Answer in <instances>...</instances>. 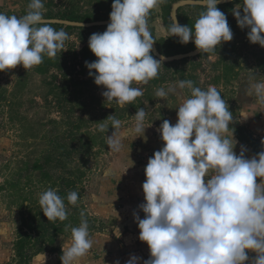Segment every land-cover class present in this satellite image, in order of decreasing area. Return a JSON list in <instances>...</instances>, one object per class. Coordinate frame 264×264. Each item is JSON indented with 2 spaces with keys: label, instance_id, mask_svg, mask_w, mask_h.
<instances>
[{
  "label": "clouds",
  "instance_id": "9594fccd",
  "mask_svg": "<svg viewBox=\"0 0 264 264\" xmlns=\"http://www.w3.org/2000/svg\"><path fill=\"white\" fill-rule=\"evenodd\" d=\"M165 2L114 0L106 30L90 36L88 47L96 59L86 67L95 85L105 89V103L123 108L143 95L134 84H148L157 77L164 57L158 60L152 55L156 41L147 19ZM191 2L204 11L192 27L181 25L173 13L168 38L183 45L191 40L204 53L233 39L227 17L217 7L222 0ZM44 11L43 0H30L23 16L0 13V72L17 66L32 69L45 56L54 58L65 49L68 33L53 28ZM232 15L241 30L248 29V41L264 48V0H242ZM185 88L190 90L188 96ZM169 92L179 100L177 121L164 120L158 129L163 147L144 170V202L139 205L143 218L134 213L138 239L149 250L142 264H264V151L251 158L243 147L235 152L233 113L215 86L202 90L190 80L180 81L168 92L158 89L156 96L163 99ZM247 95L254 98L253 107L264 109V82L249 81ZM145 117L140 108L132 116L134 126L122 129V122L111 115L97 123L98 130L112 129L107 146L120 152L126 139L144 136ZM241 117L246 120L247 111ZM66 199L75 206L78 193L71 191ZM38 203L48 221L67 219L64 198L57 190L40 193ZM93 244L88 222L82 218L72 228L66 250L62 247L61 264H80ZM31 264H46V254L38 253ZM126 264H141V258L133 255Z\"/></svg>",
  "mask_w": 264,
  "mask_h": 264
},
{
  "label": "rangeland",
  "instance_id": "374dc122",
  "mask_svg": "<svg viewBox=\"0 0 264 264\" xmlns=\"http://www.w3.org/2000/svg\"><path fill=\"white\" fill-rule=\"evenodd\" d=\"M185 1L191 2L166 0L151 11L147 22L156 41L152 55L158 60L160 51L167 57L188 53L196 56L170 64L162 61L156 78L148 84L133 85L140 87L143 95L123 108L105 103L102 96L105 89L95 85L86 67V62L96 59L88 47L90 36L104 32L107 26L74 29L67 28L73 27L70 25L52 26L68 33L65 52H58L54 58L45 56L40 65L29 70L17 66L0 72V264H31L34 256L42 250L45 253V247L62 251L67 238L71 240L72 228L78 227L82 218L88 222L90 235L95 223H103L96 210L104 206H99L111 194L124 195L122 182L126 173L145 163L137 148L140 138L129 137L120 152H113L106 141L113 130L101 133L97 123L114 115L122 122L121 128L126 129L134 126L132 116L143 108L148 133L156 132L164 120L175 124L177 96L169 92L161 99L156 91L163 88L168 92L187 80L202 90L215 86L233 113V125L241 111L254 102L247 89L249 81L264 82V48L251 44L248 29L237 26L232 9L242 0L217 5L227 17L233 39L214 52H201V56L193 42L183 45L166 33L174 9L181 24L189 27L204 11L194 2L183 5ZM29 2L0 0V13L23 16ZM113 2L43 0L44 17L69 22L73 17L87 18L90 23L110 21ZM74 53L78 56L76 67ZM183 92L185 96L190 94L187 88ZM106 123L111 126L110 120ZM49 188L64 198L67 208L64 221H48L41 212L39 194ZM71 191L78 193L75 206L66 199ZM118 208L105 207L103 212L108 217L110 210ZM123 216L122 221L127 222L128 216ZM55 256L58 259L59 255Z\"/></svg>",
  "mask_w": 264,
  "mask_h": 264
},
{
  "label": "crops",
  "instance_id": "0c3cea01",
  "mask_svg": "<svg viewBox=\"0 0 264 264\" xmlns=\"http://www.w3.org/2000/svg\"><path fill=\"white\" fill-rule=\"evenodd\" d=\"M242 111H247L248 118L245 120L239 116L234 125H230L234 128V138L238 142L234 150L239 154L243 147L246 149V157L251 158L260 151H264V144L261 143L264 141V112H262L264 109L253 107L252 103L249 108H244ZM139 138L137 148L141 154L143 153L141 158L145 163L142 167L126 173L122 182L124 195L120 194L115 197L109 192L111 195L107 197L108 201L99 206L104 207L96 210L103 223H95V227L89 235V238L94 241L93 247L85 257L81 258L80 264H116V261H119V264H126L133 255L141 258V264L143 260L148 259V246L138 239L139 230L137 223L134 222V213H138L143 218L139 205L144 202L142 192V184L145 181L144 170L148 159L163 147V143L158 129L152 134L145 130L144 136L141 133ZM111 206H119V208L110 210L106 217L103 210L105 207ZM124 214L128 216L127 222L121 219ZM104 217L106 221H104ZM68 244H70V238H67L63 246L65 250ZM50 253H46V264H61L62 251H60L61 255L52 253L53 255L49 256ZM56 254L59 255L58 259ZM249 255L253 257L255 254L249 253ZM48 258H50V262Z\"/></svg>",
  "mask_w": 264,
  "mask_h": 264
},
{
  "label": "water",
  "instance_id": "95a60500",
  "mask_svg": "<svg viewBox=\"0 0 264 264\" xmlns=\"http://www.w3.org/2000/svg\"><path fill=\"white\" fill-rule=\"evenodd\" d=\"M234 1H236V0H222V2L218 5H226V4L232 3ZM190 3L191 2L185 1L182 4L187 5ZM173 13H175L176 19L179 22L178 15L176 13V9L173 10ZM49 21L52 22L51 24L70 25L73 27H80V25H82V27H80V28L105 27V26H108V24L110 23V21H101V22H93V23H77V22H69V21H64V20H49ZM189 42H192V41L190 40ZM200 53L201 52L199 51V54ZM157 56L160 59L163 55L158 54ZM194 56H196V54H194V53L182 54V55H177V56H172V57L163 56L164 57L163 61L166 63H171V62H175V61L190 59V58H193Z\"/></svg>",
  "mask_w": 264,
  "mask_h": 264
},
{
  "label": "trees",
  "instance_id": "16d2710c",
  "mask_svg": "<svg viewBox=\"0 0 264 264\" xmlns=\"http://www.w3.org/2000/svg\"><path fill=\"white\" fill-rule=\"evenodd\" d=\"M63 19H66V18H63ZM70 19V21L71 22H78V23H90V21L87 19V18H81V17H73V18H69ZM178 19H179V16H178ZM179 22H180V24H181V21L179 20ZM182 25V24H181ZM51 26H54V27H64L63 25H59V24H51ZM67 28H69V29H74V27H67ZM160 55H163V56H165V54H163L162 53V51H160ZM201 55H203V53H200V55L199 56H201ZM167 57V56H166ZM73 61H75V63H73V65L76 67L77 66V63L76 62H78V56L74 53V58H73ZM168 64H170V63H168ZM167 64V65H168ZM74 67V68H75ZM24 249V248H23ZM43 251V250H42ZM45 253H50V252H52V253H59V255H61V253H60V251H58V250H48V248L47 247H45ZM23 252V251H22ZM20 254H21V251H20ZM20 256H22V254L20 255Z\"/></svg>",
  "mask_w": 264,
  "mask_h": 264
}]
</instances>
